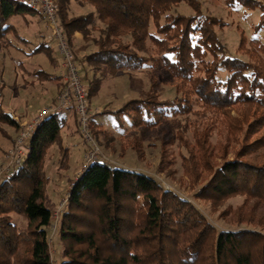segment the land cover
<instances>
[{
  "label": "trees",
  "instance_id": "1",
  "mask_svg": "<svg viewBox=\"0 0 264 264\" xmlns=\"http://www.w3.org/2000/svg\"><path fill=\"white\" fill-rule=\"evenodd\" d=\"M13 1L16 2L0 0L1 48L11 44L8 35L13 26L7 23L10 17L35 11L17 2L16 9ZM78 1L92 5L94 10L70 17L72 0H56L60 24L73 50L76 32L86 39L97 28V21L104 25L99 28V37L93 39L97 49L83 57L93 69L92 77L87 67L82 72L91 104L101 87V70L117 75L141 70L150 62L154 73L166 71L165 82L177 81L176 91L180 94L174 99H160L156 93L159 81L153 73L145 96L95 116L91 124L95 137L98 139L100 133L98 116L127 115L135 129L131 146L139 158L144 154L141 148L147 134L158 129L171 132V143L176 138L184 142L181 144L189 152L184 156V166L193 164L196 168L197 154L182 130L174 133L169 129V114L211 113L230 119L236 105L260 108L262 112L251 118L243 131L242 147L233 159L212 170L196 197L215 204L238 194L264 201V161L245 159L264 146V137L250 141V136L264 125V57L257 50L264 49L262 42L247 41V33L242 30L238 50L248 51L251 60L232 55L215 29L224 27L225 22L220 17L203 16L199 0ZM183 1L196 9L194 15L177 12L176 6ZM252 1L259 2L244 0ZM261 14L256 31L264 26V11ZM152 24L163 38L151 32ZM45 41L30 54L46 53L54 60L53 49ZM248 42L254 43L255 51L247 47ZM76 59L79 66L83 65L77 55ZM221 68L228 72L226 78L218 76ZM43 75L53 77L45 72ZM5 123L19 128L0 102V127ZM66 124L63 112L44 118L28 141L21 164L0 176V264H55L49 243L55 232L62 243L60 264H264V232L240 227L218 230L192 201L162 187L152 176L111 166L102 159L90 163L72 183L58 226L53 228L54 214L47 204L50 178L44 164L47 151L58 144L59 168L68 166L69 149L61 139ZM198 140L202 158L214 152L205 136ZM16 217L25 218V225H20ZM257 222L264 226L262 219Z\"/></svg>",
  "mask_w": 264,
  "mask_h": 264
},
{
  "label": "rangeland",
  "instance_id": "2",
  "mask_svg": "<svg viewBox=\"0 0 264 264\" xmlns=\"http://www.w3.org/2000/svg\"><path fill=\"white\" fill-rule=\"evenodd\" d=\"M257 1L259 2H244V0H199L203 16L212 15L220 17L225 22L224 27L219 28L217 26L215 28L221 39L220 41L227 46L232 55L244 60H249L250 56L248 51L238 50V40H240L242 30L247 33V41L259 39L264 45V26H262L260 31H256V25L259 24L261 13L264 11V7L261 5L263 4L264 6V0ZM13 5L16 9L19 8V5L14 1ZM176 8L177 12L183 15L190 16L196 13V9L186 1L181 2ZM68 9L70 17H77L81 13L87 14L90 10H94L92 5L78 0H72ZM46 22L47 20L40 10L16 13L7 22L13 26V30L11 36L8 35L11 44L3 45L0 48V102L3 107L6 106L8 109L12 107V102L10 101L14 100H12L11 89L8 84L11 83L10 85L13 86V83L17 81V76L15 75H18V69L19 67L21 69L24 63L31 73L33 72V64H42L50 70L53 68L50 57L46 53L31 55L29 52L39 42L44 40L43 35L47 37L51 34V28ZM96 24L97 28L92 30L89 38L84 39L82 35V41L87 47L94 45L97 48L93 39L99 37V28L104 25L100 21H97ZM155 30L156 27L152 24L151 32L157 37L163 38L164 35L157 33ZM77 33L79 32L75 33L74 40L77 38ZM125 38L126 41L130 40V37ZM73 42L75 45V41ZM149 43L151 47H156L154 42L150 41ZM50 45L57 52L55 42L51 41ZM247 47L255 51L253 42H248ZM257 50L264 57V49L257 47ZM55 52H52V56L58 59L60 55ZM169 57L174 59L173 55H169ZM207 58L211 60L212 56L209 55ZM105 70L108 72V69ZM153 70L152 62L145 64L141 70L124 71L117 75L108 72L107 76H105V71L101 70L100 72L103 75L98 74V76L102 77V83L98 93L91 101L92 107H98L100 112L107 109L115 110L132 98L145 96L151 87ZM80 71V73L83 72L81 65ZM165 73V70H159L154 73L157 81H159L156 93L159 94L160 99H174L180 95L176 91L177 81L165 82L163 79ZM218 76L221 79L226 78L228 72L221 68ZM14 92L17 93L18 90ZM22 95H19L20 102L13 104L15 115L13 112L8 111L19 124L18 133L21 127L20 123L25 122L29 118L28 115H25L21 119L22 114L26 111V104L22 100ZM46 95V97H50L48 94ZM45 103H48L45 100V96H41L39 99L31 97L28 106L31 105L32 108H28V112L41 109ZM197 106L198 104L196 105V109H198ZM256 110L257 112H255ZM256 110L254 107H249L248 105H236L230 114V119L211 113L179 116L169 114V121H167L169 122V129L174 133L177 130H182L184 138L191 144L190 147L194 148V152L197 154L196 168H194L193 164L187 168L184 166V156H189L188 150L182 145L184 142L182 141V143L176 138L171 143V132L166 134L165 131L160 132L158 129L147 134L148 138L141 148L144 154L139 158L131 146L134 141L135 130L131 119L127 115L118 117L106 113L105 115L98 116L96 120L99 122L97 124L102 126L101 128L98 125L97 129L100 130V133L99 138L97 139L96 137L101 147L100 157L111 166L140 171L152 176L162 187L170 189L181 197L192 201L218 230H235L240 227L253 228V230L256 229L264 232V226L259 225L257 222L259 219H262L264 222V201L253 197L247 198L245 194L230 196L225 201L217 204L196 197V193L202 184L207 182L212 170L216 169L225 160L233 159L236 152L242 147L243 131H245L247 123L259 112H262L260 108ZM19 119L22 121L20 122ZM74 124V120L72 119L62 130L61 139H63V144L66 141L67 144H73L76 147L74 151L69 150L68 166L66 168H59L58 164H60L61 153L59 152L58 144H55L47 151L45 159V169L50 178L47 189V204L53 210L55 223L52 226L53 228H57L58 226L61 208L64 206L63 203L66 202L67 195L72 188V183L82 174L85 163V159L82 160L84 157L82 153L86 147L82 142L79 132L71 135L68 130L69 127L74 128ZM256 131L255 134L250 136V141L258 137H264V125ZM7 132L12 136L15 135V129L12 125L8 123L1 124L0 149L9 148L11 145ZM202 135L207 138V143L210 144L209 146H212L214 151L212 154L204 155L203 158L201 154H198L201 147L199 146L198 138ZM64 146L66 145L64 144ZM6 153H4L5 156ZM198 158L200 159L199 161ZM245 159L257 162L264 161V146L257 153L247 155ZM7 161V159L5 162L0 161V168L5 167L8 164ZM162 165L163 167H160ZM248 218L250 219L248 220ZM16 219L20 225H25V218L16 217ZM56 233L53 236V241L49 243L52 244L54 263L60 264V260L62 259V243L59 242L60 240L56 236Z\"/></svg>",
  "mask_w": 264,
  "mask_h": 264
},
{
  "label": "built area",
  "instance_id": "3",
  "mask_svg": "<svg viewBox=\"0 0 264 264\" xmlns=\"http://www.w3.org/2000/svg\"><path fill=\"white\" fill-rule=\"evenodd\" d=\"M20 5H25L35 10H40L46 18L51 34L46 37L50 43L55 42L56 51L60 55L62 66L63 86L55 101L43 106L29 121L21 122L12 147L6 153L8 164L0 168V175L21 164L27 150V144L44 118L54 114L72 110L78 123V132L86 149L84 150L85 163L82 172L90 163L103 160L101 147L94 137L92 123L100 112L98 107L93 108L89 98V86L80 73L79 62L70 44L68 35L60 24L59 4L56 0H15Z\"/></svg>",
  "mask_w": 264,
  "mask_h": 264
},
{
  "label": "crops",
  "instance_id": "4",
  "mask_svg": "<svg viewBox=\"0 0 264 264\" xmlns=\"http://www.w3.org/2000/svg\"><path fill=\"white\" fill-rule=\"evenodd\" d=\"M90 11H93V10H90ZM81 14H79V15H81ZM76 37L77 38L74 40L75 41V45H74L75 53L83 61V65L81 64L82 68L87 67V69L89 70V72H87V73H89V77H92L93 69H91L90 66L85 64V61L83 60V57L86 54L95 51L97 48L94 45H92L91 47H87V45H84V42L82 41V34L77 33ZM43 38H44L43 41H45L46 37L44 35H43ZM38 44H40V42ZM52 47L53 46H51V48ZM53 52H55L54 49H53ZM55 53H57V52H55ZM60 60H61L60 56H58V59L56 57V58H54V60H51V62H52L51 64H52V67H53L51 70L48 69L46 66H44L42 64H33L34 67H33V72L32 73L28 71L29 68L26 66L25 63H24V65H22L23 67H21V69L19 67L18 75H15V76H17V81L15 83H13V86L10 85L11 83L8 84V86L11 89L12 100H14V101H10V102H12V104H11L12 107H9L10 109H8L6 106H4V109L7 112L8 111L13 112L14 115H15V111H13L14 110L13 104H18L20 102V99H19L20 96L19 95H22V93H24L22 95V100L26 104V111H24V113L22 114L23 116H22L21 119H23V117L25 115H28L29 118L26 121H29L40 110V109H37V110L34 111V110L31 109L32 111L28 112V108L31 107V105L28 106V103H29V100H30L31 97L39 99L41 96L42 97L45 96V100L48 102L47 104L45 103L46 105L53 103L55 101L60 89L62 88L61 86H63V78H62V75H61L62 66H61V61ZM83 70L85 71V69H83ZM104 71H105V76H107L108 72L106 70H104ZM44 72L50 74L51 76H53V77H51L52 79L46 80L47 78H45V75H43ZM126 72H128V71H126ZM15 90H18V92L17 93L14 92ZM38 90H39V92H38ZM46 94H48L50 97H46L47 96ZM39 95H41V96H39ZM45 104H43V106H46ZM63 113L65 114V116L67 118V124H68V122L70 120H72V119L74 120V123H75L74 124V128L69 127L68 130H69V133L71 135H75V132L76 133L78 132V130H77L78 123L76 121V118H75V115H74L73 111L72 110H67V111H65ZM21 121L22 120H20V122ZM100 123H103V122H100ZM17 133H18L17 129H15V132H14L15 135H13V136L10 133L7 132V135L9 136L8 140L11 141V145H10L9 148L5 147L4 149H0V161H2V162L6 161V156H5L4 153L8 152V150L12 147V145L14 143V140H15V138L17 136ZM64 144L68 147V149L70 151L76 150L75 145L73 146V144L72 145L67 144L66 141H64ZM84 152L82 153L83 155H84ZM82 160H84V157L82 158Z\"/></svg>",
  "mask_w": 264,
  "mask_h": 264
},
{
  "label": "water",
  "instance_id": "5",
  "mask_svg": "<svg viewBox=\"0 0 264 264\" xmlns=\"http://www.w3.org/2000/svg\"><path fill=\"white\" fill-rule=\"evenodd\" d=\"M10 115V114H9Z\"/></svg>",
  "mask_w": 264,
  "mask_h": 264
}]
</instances>
